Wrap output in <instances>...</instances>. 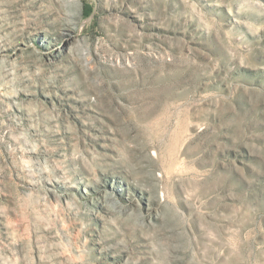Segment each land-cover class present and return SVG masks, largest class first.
<instances>
[{
  "label": "rangeland",
  "instance_id": "1",
  "mask_svg": "<svg viewBox=\"0 0 264 264\" xmlns=\"http://www.w3.org/2000/svg\"><path fill=\"white\" fill-rule=\"evenodd\" d=\"M0 264H264V0H0Z\"/></svg>",
  "mask_w": 264,
  "mask_h": 264
}]
</instances>
